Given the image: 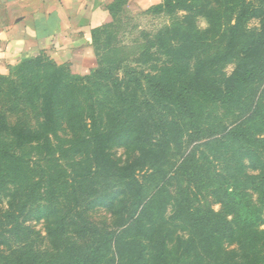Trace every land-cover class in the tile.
<instances>
[{
	"label": "rangeland",
	"instance_id": "rangeland-1",
	"mask_svg": "<svg viewBox=\"0 0 264 264\" xmlns=\"http://www.w3.org/2000/svg\"><path fill=\"white\" fill-rule=\"evenodd\" d=\"M141 1L111 6L90 79L67 80L45 52L0 74V264H68L98 244L94 264H264V77L243 79L264 62V0ZM162 72L194 75L193 117L155 99L146 75ZM232 80L233 101L209 99ZM188 199L189 218H175ZM142 205L116 252L105 234Z\"/></svg>",
	"mask_w": 264,
	"mask_h": 264
},
{
	"label": "crops",
	"instance_id": "crops-1",
	"mask_svg": "<svg viewBox=\"0 0 264 264\" xmlns=\"http://www.w3.org/2000/svg\"><path fill=\"white\" fill-rule=\"evenodd\" d=\"M116 1L0 0V74L42 52L73 74L90 73L100 65L94 30L112 20L109 6Z\"/></svg>",
	"mask_w": 264,
	"mask_h": 264
},
{
	"label": "trees",
	"instance_id": "trees-1",
	"mask_svg": "<svg viewBox=\"0 0 264 264\" xmlns=\"http://www.w3.org/2000/svg\"><path fill=\"white\" fill-rule=\"evenodd\" d=\"M119 0L114 2L109 6L110 11L112 12L111 6L114 5L115 3H118ZM194 7V4H190L188 0H163V2L159 3L156 5L155 9L158 12L162 11H174L175 9H192ZM113 13V12H112ZM176 28H169L161 37L162 40L171 38L174 35ZM96 32L97 28L94 30V36L96 38ZM51 59V58H50ZM41 60L40 57H30V59L26 60L24 63L25 64H34L37 63ZM53 62L54 60L51 59ZM56 63V62H55ZM57 64V63H56ZM264 77V62L260 61L258 62L251 70L249 73V76L246 78H243L245 80H260ZM67 80L68 79H73V80H86L90 79L91 75H78V74H73V73H68L66 76ZM66 80V81H67ZM146 80L149 83L150 87L153 90L154 97L157 101L159 102H167L170 104H176L178 107H180V110L183 113H189L192 117L195 115L194 111L192 109V103H191V94L196 92V79L193 74H187L186 76L182 77L181 75L179 76H174L169 73L162 72L159 75H151L147 74L146 75ZM53 81H55V84L52 87V92L50 93V100L51 104L54 108H59L57 111H61L64 107V104L62 102V96H61V91H62V86H63V76L61 75V72L57 69L54 70L53 72ZM140 83V82H139ZM141 84V83H140ZM236 86H237V81H231L229 84V87L227 88L226 92L223 95H220L218 92H216L214 89H210L208 91V97L210 100H218V101H224V102H229L233 101L234 96H235V91H236ZM57 113V112H56ZM59 113V112H58ZM57 115V114H56ZM191 125H193L196 130L199 129V126L195 124L192 118ZM87 125H85L86 127ZM235 136H244L245 134H233ZM78 138L77 141L82 140L84 143H90V141H96L94 138L90 140V136H81L76 135ZM196 145H194L195 148ZM189 160V154L185 156L184 161ZM129 176H126L132 181L136 180V174H128ZM190 200L186 201L184 204L183 201H179V203L176 206V217L178 218V214L180 212V218H189L192 207L190 206ZM147 205H142L140 212L138 215L135 217L136 219H132V223L125 222L117 230L115 231H109L105 235L107 236L108 239H112L113 241V248L118 252L119 247L123 245V239L125 234L128 232V229L132 226V224H138L141 223L142 220L147 219ZM214 213V212H213ZM12 217V222L10 223V226H14L15 224L20 225V218L18 216H7V220L9 221ZM248 222L254 221V218L247 217ZM131 222V221H130ZM2 224H8L0 222V226ZM22 226V225H21ZM24 227V225H23ZM118 227V226H117ZM249 227V226H248ZM252 227V226H251ZM13 229V228H12ZM11 229V232L13 233ZM256 232V231H255ZM105 235L101 236V240L105 237ZM100 240V241H101ZM99 244L95 246L91 252L86 255V256H76L74 261L72 263L68 264H94V262H91V258L93 255L99 252L98 248Z\"/></svg>",
	"mask_w": 264,
	"mask_h": 264
}]
</instances>
